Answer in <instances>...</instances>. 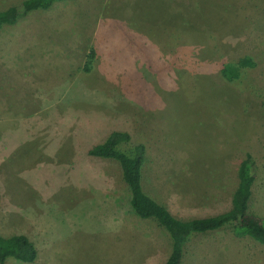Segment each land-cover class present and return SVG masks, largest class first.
<instances>
[{
    "label": "rangeland",
    "instance_id": "rangeland-1",
    "mask_svg": "<svg viewBox=\"0 0 264 264\" xmlns=\"http://www.w3.org/2000/svg\"><path fill=\"white\" fill-rule=\"evenodd\" d=\"M114 131L146 146L144 190L181 220L227 212L251 155L264 217V0H72L0 31V235L27 236L32 264L166 263L120 164L88 154ZM182 264H264V245L226 227Z\"/></svg>",
    "mask_w": 264,
    "mask_h": 264
},
{
    "label": "trees",
    "instance_id": "trees-1",
    "mask_svg": "<svg viewBox=\"0 0 264 264\" xmlns=\"http://www.w3.org/2000/svg\"><path fill=\"white\" fill-rule=\"evenodd\" d=\"M72 0H25L17 6L0 10V31L6 26H14L30 14L50 10L56 3ZM92 50L85 70L89 71L93 63ZM253 66L249 59L237 64H226L221 69L222 78L234 82L241 76V69ZM127 132L114 131L105 142L94 146L89 156L113 160L120 164L124 182L130 195V205L137 217L156 222L165 229L172 241V250L165 264H182L186 245L198 234H207L230 227L238 236L250 237L264 245V217L250 211L253 187L256 180L255 162L251 155L241 163L238 170V186L235 190L231 207L227 212L207 218L181 220L176 218L169 208L149 196L143 186V170L147 160V148L144 144H131ZM128 146V150L121 146ZM132 145V146H130ZM38 258V251L33 242L25 235L4 237L0 235V264L15 260L32 264Z\"/></svg>",
    "mask_w": 264,
    "mask_h": 264
},
{
    "label": "crops",
    "instance_id": "crops-1",
    "mask_svg": "<svg viewBox=\"0 0 264 264\" xmlns=\"http://www.w3.org/2000/svg\"><path fill=\"white\" fill-rule=\"evenodd\" d=\"M163 204V203H162ZM164 205V204H163ZM207 218V217H206Z\"/></svg>",
    "mask_w": 264,
    "mask_h": 264
}]
</instances>
